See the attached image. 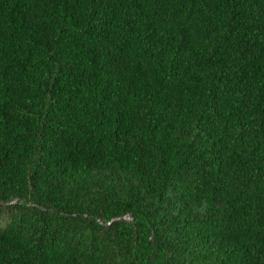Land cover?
<instances>
[{
    "label": "trees",
    "instance_id": "16d2710c",
    "mask_svg": "<svg viewBox=\"0 0 264 264\" xmlns=\"http://www.w3.org/2000/svg\"><path fill=\"white\" fill-rule=\"evenodd\" d=\"M0 264H264V0H0Z\"/></svg>",
    "mask_w": 264,
    "mask_h": 264
}]
</instances>
